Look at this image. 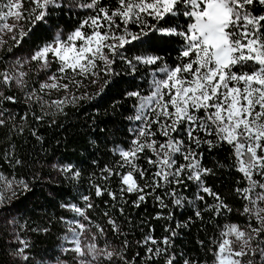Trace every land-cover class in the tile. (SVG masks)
Listing matches in <instances>:
<instances>
[{"label":"snow or ice","instance_id":"1","mask_svg":"<svg viewBox=\"0 0 264 264\" xmlns=\"http://www.w3.org/2000/svg\"><path fill=\"white\" fill-rule=\"evenodd\" d=\"M28 2L31 6L25 8V0H0V33L11 34L15 46L20 45L37 23L45 22L50 7L61 6L60 0ZM99 3L100 0H91L78 5L95 9V14L81 20L79 26L66 36L55 33L51 41L40 45L30 57L23 60L17 58L7 68L0 70V126L15 119L3 107L4 103L17 102L14 95H5L4 89L15 86L24 93L26 104H38L44 114L53 107L57 112H62L64 105L73 104L81 98L74 89L84 86L85 79L103 91V86L99 85L101 73L104 77L114 75L112 65L117 59L125 62L133 71L137 65L156 66L158 62L163 63L162 57L147 48L142 54L129 58L125 55L127 46L145 43L150 34L181 37L183 46L179 50V62L175 66L164 63V66L155 69L150 95L128 93L140 101L137 114L129 119L140 121L141 126L136 129L132 147L118 149L121 157L119 168L127 166L126 172L121 174L109 168L106 169L108 176L104 178L119 175L122 181L120 198L123 199L124 193H135L137 199L132 202L134 207H139L158 188L165 187L173 204L182 207L184 197L179 194L178 188H187L186 181H194L199 188L197 199L204 201L200 193L212 196L216 203L205 204V210L219 216L232 209L205 184L203 177L212 174V169L203 166V152L198 150L203 145L211 150L226 143L232 149V167L242 174L246 184L235 189L246 201L243 214L256 221V225L249 223L242 228L235 223L224 224L219 236L211 242V264H257L256 256L264 261V13L255 12L256 5L264 7V0H117L115 9L98 7ZM169 15L186 17L188 23L183 28L179 23L167 28L158 26ZM148 17L156 23L150 24ZM9 20L12 23H8ZM25 24L29 25L27 31ZM129 25H139V31H131ZM6 43L0 36V46ZM8 51H12L11 46ZM32 62H36L38 72L47 76L46 80L40 82L39 88H29V73L22 70L25 64ZM161 74L162 78H159ZM108 82L105 79L104 86ZM52 90L63 91V98L46 100L45 94H50ZM31 114L38 121L44 119V115ZM27 115L21 119H27ZM153 125H156V131L152 130ZM20 130L23 131L22 128ZM157 132L164 137L162 141L155 139ZM181 133L187 142L180 138ZM146 149L155 157H146L147 162L155 168L151 173L136 163L139 154ZM177 154L185 163L178 162ZM20 162L16 161L17 164ZM60 170L71 172L74 179L80 176V172L71 164ZM14 185L22 191L29 190L27 181H6L13 196L17 195ZM95 187L96 196L107 192L113 200L117 199L116 193L102 190L99 185ZM5 199L0 189V204ZM82 199L84 208L65 205L87 223L81 220L67 221L74 247L64 251L75 252L78 264H99L101 257L109 261L117 258L123 264H133L123 252L109 250V244L105 243L103 248L97 246L96 241L105 235V230L87 216V210L93 207L90 197L83 196ZM155 199L161 207H168L162 197L155 196ZM120 211L123 213V208ZM195 215L202 218L199 209ZM167 218H171V213ZM108 223L114 233L120 232L115 220L109 218ZM93 227L98 231L93 232ZM166 231L171 232L172 237L176 235L170 228H166ZM81 237H84L83 246ZM68 239L65 236V240ZM17 241L20 246L11 255L24 264H31L30 243L19 237ZM138 243L146 247V262L163 257L165 264H175V254L170 251V236L157 241L148 234ZM161 244L164 247H160ZM183 264L201 262L184 259Z\"/></svg>","mask_w":264,"mask_h":264},{"label":"trees","instance_id":"2","mask_svg":"<svg viewBox=\"0 0 264 264\" xmlns=\"http://www.w3.org/2000/svg\"><path fill=\"white\" fill-rule=\"evenodd\" d=\"M73 1L78 5L91 2ZM60 2V7L49 8L45 22L37 23L19 46H15V41L11 38L5 40L7 43L0 49V70L7 68L17 58L23 60L30 57L40 45L51 41L55 33L68 34L79 26L81 20L95 14V9L78 8L65 1ZM104 6L115 9L117 0H100L98 7ZM255 12L264 13V7L256 5ZM147 19L150 24L156 23L151 17ZM117 22L119 23V20ZM177 23L183 28L188 23V18L169 15L161 20L158 26L167 28ZM28 27L29 25L25 24V31ZM139 27L129 25L133 32L139 31ZM10 46L11 52L8 51ZM182 46L181 37L159 34H150L143 44L133 43L127 46L125 55L129 58L142 54L147 48L162 57L163 63L158 62L156 66L137 65L133 71L125 62L117 59L112 65L114 75L104 77L101 73L99 85L103 86V91L85 79L84 86L74 89L75 94L81 98L73 104L64 105L62 112H57L53 107L47 109V114H44L38 104H26L24 93L15 86L4 89L5 95H14L17 102L4 103L3 107L11 112L15 119L0 126V189L6 198L0 204V264H24L11 255L20 246L17 237L30 243L28 251L31 264H54L62 260L65 264H78L75 252L64 251L74 247L67 221H87H83L65 205L84 208L83 196H89L93 204V207L87 210V216L105 230V235L98 237L97 246L103 248L107 243L111 246L109 250L123 252L133 264H165L163 257L146 262V247L138 242L143 241L148 234L157 241L165 236L171 237L170 251L175 254V264H183L184 259L199 261L201 264L207 261L211 264V242L219 236L224 224L235 223L242 228L249 223L256 225V221L243 214L246 201L235 189L245 187L246 184L242 174L232 167V149L226 143L211 150L207 145H203L198 150L203 152V166L212 169V174L203 177L205 184L218 193L232 209L231 212L224 211L219 216L205 210V204L216 203L212 196L200 193L204 196V201L197 199L199 188L194 181H186L187 188H178L179 194L184 197L182 207L173 204L167 195V187L158 188L153 195L147 196L139 207H134L132 202L137 199L135 193H124L123 199L120 198L122 181L119 175L113 174L108 179L104 178L108 176L106 169L109 168L121 174L126 172L127 166L124 169L119 168L121 157L118 149L131 148L136 138V129L141 126L140 121L129 119L137 114L140 101L128 93L150 95L155 69L164 66V63L175 66L179 62V50ZM22 70L29 73V88H39L40 82L47 79L44 73L38 72L36 62L25 64ZM159 78H162V74ZM105 79L109 80L106 86ZM63 96V91L52 90L50 94H45L44 98L54 101L62 99ZM33 112L36 115H44V119L36 120L31 114ZM26 113L27 119H21ZM5 115L7 116V113ZM152 130L156 131V125H153ZM203 135L201 133V137ZM180 138L187 142L183 133ZM155 139L162 141L164 137L157 132ZM147 156H153V153L146 149L144 153L139 154L136 163L151 173L155 168L147 162ZM176 159L185 163L179 154ZM17 160L21 162L17 164ZM69 164L80 172L78 178H72L71 172L60 170ZM137 179L139 180V177ZM12 180L27 181L29 190L22 191L14 185L17 195L13 196L6 186V181ZM96 185L102 190L116 193L117 199L113 200L107 192L96 196ZM155 196L162 197L168 207H161ZM120 208H123V213ZM198 209L202 218L195 215ZM169 213L170 219L167 218ZM109 218L120 226L118 234L114 233L109 225ZM166 228H170L176 235L172 237ZM92 231L98 230L93 227ZM65 236L69 239L65 240ZM81 240L83 244L84 237H81ZM160 247L164 245L161 244ZM254 259L257 264H264L259 256ZM100 260V264H123V261L117 258L109 261L106 257H101Z\"/></svg>","mask_w":264,"mask_h":264},{"label":"rangeland","instance_id":"3","mask_svg":"<svg viewBox=\"0 0 264 264\" xmlns=\"http://www.w3.org/2000/svg\"><path fill=\"white\" fill-rule=\"evenodd\" d=\"M60 1H65L67 4H69V5H72V6H75V7H78V8H81V7H79L78 6V4H76L73 0H60ZM25 8H28V7H30L31 5H30V3L28 2V0H25ZM85 9H87V8H85ZM8 23H12V21L11 20H9L8 21ZM62 35H64V36H66L67 34H65V33H61ZM0 36H2V39L5 41V40H7V39H9V38H11V34H8V33H0ZM0 49H1V46H0ZM262 206H264V205H262ZM83 245V244H82ZM101 261V260H100ZM100 261H99V264H100ZM58 262H63V264H65L64 263V260H62V261H58ZM54 264H57V262H55Z\"/></svg>","mask_w":264,"mask_h":264}]
</instances>
